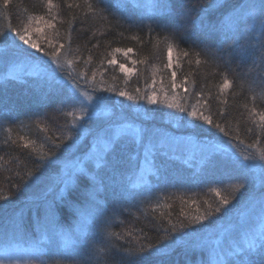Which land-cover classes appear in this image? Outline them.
<instances>
[{
  "label": "trees",
  "instance_id": "obj_1",
  "mask_svg": "<svg viewBox=\"0 0 264 264\" xmlns=\"http://www.w3.org/2000/svg\"><path fill=\"white\" fill-rule=\"evenodd\" d=\"M52 2L50 14L47 0H8L7 4L0 0V34L7 32L9 37L0 40V64L12 56H23L16 47L19 45L31 53L32 60L56 69L48 56L28 49L18 37L13 43L14 33L10 29L28 26L32 38L49 51L48 41L57 47L64 44L60 57L63 67L56 69V73L77 84L78 90L95 98L102 97L117 113L113 119L123 114L128 121L140 123L135 120L138 113L148 120L143 125L155 131L175 126L180 135L217 138L232 142L236 149L255 148L264 153V121L259 116L264 113L262 18L258 15L250 18L238 31H229L227 35L217 32L204 36L190 23L193 18L199 19L197 13L220 22L240 13L241 5L258 0H171V6L164 10L159 6L161 0L143 8L126 0ZM89 5L95 11H89ZM38 16L45 20L54 16L55 28L29 19ZM37 27L42 31L36 32ZM169 44L173 46L172 68L166 67ZM129 48L132 51L125 55ZM185 52L189 55L185 56ZM112 59L116 64L108 63ZM69 60L71 67L67 64ZM120 64L133 71L126 75ZM3 68L0 69V240L5 232L11 236L18 229L22 238L17 241H24L38 223L49 244L44 264H97V261L103 264L101 249L126 253L149 244L164 247L159 254L150 256L147 264H198L199 259L205 261L204 252L186 242L217 227V223L238 211L253 195L252 184L240 188L234 174L223 165L210 168L203 161L196 170L188 168L181 159L178 161L179 158L170 171L161 168L151 173L146 182L132 187L139 159L129 153L123 156L115 173L101 161L99 167L91 165V171L76 180L64 196L52 200L36 197L40 180L56 173L58 162L82 137L81 129L96 132L112 120L103 122L90 114L87 119H77L84 112L79 101L66 102L65 94L71 92L67 83L46 76L18 82L6 78ZM173 71L177 73L175 90ZM225 79L230 81V86L222 88ZM105 89L122 90L130 95H136L137 90L141 94L154 91L160 100L175 97L189 111L193 104L198 110L203 106L204 113L212 115L214 123L225 127L229 135L163 104L129 101L116 95V91ZM175 116H184L179 126L173 119ZM89 141L90 136L85 135L79 144L86 150ZM54 142L60 147H54ZM53 152L55 156L50 154ZM37 164H41L39 170ZM193 170L201 176L207 175V181L195 182ZM217 191L228 197L229 205L191 228L179 227L181 221L187 223L189 218L202 215L209 205L217 206L220 199ZM90 202L98 210L95 214L98 222L88 224L81 236L86 234L91 246L76 252L72 248L68 252L60 251L61 234L68 233L77 220L78 210ZM97 203L100 208L96 207ZM51 235H56L54 246L49 243ZM232 264L236 263L232 261ZM249 264H264V256Z\"/></svg>",
  "mask_w": 264,
  "mask_h": 264
},
{
  "label": "snow or ice",
  "instance_id": "obj_2",
  "mask_svg": "<svg viewBox=\"0 0 264 264\" xmlns=\"http://www.w3.org/2000/svg\"><path fill=\"white\" fill-rule=\"evenodd\" d=\"M87 2V0H85ZM8 3V0H5V4ZM100 3H103V0H100ZM71 7L72 5H68ZM162 10L167 9L171 6V0H161L159 5ZM47 7L49 9V13L51 14V10L54 7L52 0H47ZM249 9L252 11L249 12ZM89 11H95V9L89 5ZM261 17V29L262 35H264V0H258V2H251L248 4L241 5V11L236 16L226 18L225 20H221L220 22H213L211 17H200L199 13H197V17L199 19L193 18L190 23L193 24L194 27H198L200 33L204 36H211L217 32H224L227 35V32L238 31L239 26L241 24H247L250 18H255L256 16ZM30 20L35 19L38 23L43 22V24L49 28H55V25L52 23V20L55 19L53 16L52 19L45 20L43 16L38 17H30ZM11 32L14 33L13 43H15V37H18L19 41L22 42L23 45H26L28 49H34L36 52L43 53L44 56H48L51 63L56 65V69L62 68L60 57L63 53L64 44H60L58 47L52 45V41H48V45L51 46V50L49 51L46 47L42 46V42L38 43L37 40L33 39L31 36V30L28 26H25L22 29H10ZM36 32H41L42 29L37 27L35 29ZM8 33L0 34V40H7ZM19 49V54L24 57H31V53L25 51L23 48H20L19 45H16ZM115 51L119 52L121 49H115ZM132 49L129 48L125 51V55L131 52ZM172 54H173V46L171 44L168 45L167 56H168V64L166 67L172 68ZM185 56H188L189 53L185 52ZM198 55V54H197ZM29 63H31L29 61ZM109 64H116V60L112 59L108 61ZM196 63L199 64L200 60L197 59ZM69 67L72 65V61H67ZM33 69V74H44L48 76L49 79H54L56 75V69L50 67H41L39 64H31ZM120 70L124 72L126 75L131 73L133 70L127 68L124 64L119 65ZM176 76L177 73L175 71L172 72V89L175 90L178 85L176 84ZM154 83V82H153ZM230 86V81L225 79L222 88H227ZM71 92L65 94V100L68 103L75 104L77 101L80 102L81 111L84 112V116L77 117V119L83 120L89 117V114L95 115L99 106L103 103L102 97H96L89 95L87 96L88 103L86 104L83 100H81L80 95L78 94V85L70 84L69 85ZM63 91V90H62ZM105 91H116L114 89H105ZM187 91V89H185ZM116 95L120 97H125L129 101H137L143 100L146 101L148 105H157L163 104L166 108L170 110H174L178 113H184L187 117L192 118L193 120H199L203 123L214 126L220 133L224 135H229L225 127H223L220 123H214L213 116L210 114H205L203 110V106L201 109H197L196 105H191V110L189 111L188 107L180 101L176 100L173 97L171 100L165 98L163 100L158 99L156 93L153 91L152 94H141L139 90H137L136 95H130L126 91H116ZM254 114H255V110ZM72 115V113H69ZM260 120L264 121V113H260ZM177 121V125H180V122L184 120V116H175L173 117ZM136 121L140 123H136L135 121L129 122L128 117L121 114L116 122H108V126L102 130V133L97 134L95 139L96 143L88 154V162L86 163L83 160H76L75 163L71 166V168L66 170V180L64 181L66 186L73 179L79 180L81 177L86 176L91 171V162H97V167L100 166L101 161H103L106 165L111 166L113 172H116V166L122 162V158L124 154L129 150H134L136 152L137 158L141 155L143 157V163L139 166L144 169L145 165H155L156 159L158 156H166L169 152H175L183 145V141L180 142H170L168 144H164L158 139L157 134L148 127L142 126L144 121L143 118L137 113L135 118ZM131 123L133 125H139L138 128L135 129V134H118L117 129L125 124ZM46 131V129H45ZM79 135V133H78ZM53 139V138H49ZM67 139V138H65ZM188 142H192L191 138ZM202 148L203 161L206 163L208 167H215L217 164L223 165L225 168L229 169L235 177V180L239 182V187L243 188L247 184H253L258 186L256 197L261 200H264V164H260L257 166H252L247 163L250 159L249 156H244L243 161L236 159L232 156L228 150L223 147L221 144H211L209 142H199ZM54 147H60L59 144L54 142ZM27 147V145H25ZM52 156H55V153H50ZM91 154V155H90ZM71 157H69L70 159ZM260 160L264 161V153L260 155ZM41 164H37V170H39ZM94 183V179H93ZM217 195L220 196L219 203L217 206L212 207L208 206L206 211L201 215L197 214L194 218H189L187 223L181 221L179 223V227L182 229L191 228L193 224H200L202 221L207 219L209 216L215 213H219L222 211L223 206L229 205L230 201L228 197L223 196L217 191ZM91 196V193H90ZM97 208H100V205L96 204ZM98 222L96 217H92L90 220V225H94ZM172 231H176V225L172 226ZM3 239L0 240V245L4 247H10L12 244L16 243V241L22 238L19 235L18 229H14L12 231L11 236L7 232L3 234ZM62 239L64 243H68L70 245H75L72 247V252H76L79 250H84L89 248L90 241L86 234L83 236H76L75 233L72 234L71 237H65L62 234ZM205 238L203 237H193L191 241L186 243L190 244L193 248H199L202 252L207 253L208 260L206 264H232V260L229 258L230 256L236 255L239 252V249H236L233 252L225 253L224 248H214L212 245L204 243ZM50 241H52L50 239ZM164 247L161 245L160 247H156L152 244L147 246H141L138 249L125 252H104L103 249L100 250L103 253V264H147V260L150 256L157 255L161 252V248ZM264 250V231H261L257 234H253L250 240L247 241V251H252L256 249ZM216 256L217 259L214 261L213 257ZM68 259H72V257H68ZM0 264H37L36 260L31 262L22 261L20 258H12L9 256L0 257ZM97 264H100L97 261Z\"/></svg>",
  "mask_w": 264,
  "mask_h": 264
},
{
  "label": "rangeland",
  "instance_id": "obj_3",
  "mask_svg": "<svg viewBox=\"0 0 264 264\" xmlns=\"http://www.w3.org/2000/svg\"><path fill=\"white\" fill-rule=\"evenodd\" d=\"M127 3L131 4L132 6H137L139 8H143L144 5L154 3L156 0H126ZM122 2V0H121ZM120 2V3H121ZM251 3V2H250ZM251 11V10H250ZM29 61L31 63H29ZM31 64H39L41 67H50L43 62L32 60L30 57H23V56H12L10 60L7 59L5 62H1L0 69L4 66V75L6 78L10 77L15 80L24 81L29 80V78L39 79L46 75L44 74H33V69ZM53 67V66H52ZM57 72V71H56ZM3 75V76H4ZM48 77V76H46ZM1 78V76H0ZM58 82L67 83L68 86L71 84L68 80L63 77H59L58 73H56L55 78ZM53 79V80H54ZM25 82V81H24ZM73 84V83H72ZM70 88V87H69ZM71 90V89H70ZM78 94L80 95L81 100H83L86 104L87 96L90 94L85 91L78 90ZM95 98V97H94ZM115 112L113 111L112 107L108 103H102L95 115L90 114L94 119L101 120L103 122H116L117 118L120 115H117L116 118L113 119V115ZM117 114V113H116ZM115 114V115H116ZM133 122V121H129ZM106 125L105 127H107ZM144 126V125H142ZM167 126V125H166ZM101 128L99 131L92 132L91 129H81L82 137L78 139L74 148L65 155V157L58 162L57 171L54 175H48L45 178L40 180L38 186V193H36V197H43L52 200L53 198H60L64 196L68 189L73 187L75 184L76 179H73L70 183L65 184L66 180V170L71 168V166L75 163L76 160H83L86 163L88 162V154L93 149L96 143V135L102 133V130L105 128ZM139 125H133L131 123L125 124L117 129L118 134H135V129L138 128ZM164 128V130L155 131L152 129L157 135L158 139L164 144H168L170 142H180L183 141V145L177 149L175 152H169L166 156H158L155 162V165H145L143 172L140 164L143 163L142 155L137 158L136 152L134 150H129L124 155H131L133 158H137L138 160V167L133 172L134 181L131 183L132 187L135 185H140L143 182H146L149 175L151 173H157L163 168L164 172L165 169L170 171V166L172 168L175 167L172 164H177V159L179 158L182 160L183 164H186L188 168L190 166L194 169H199L200 165L203 162V155L201 153L203 146H200L201 141L209 142L211 144H221L225 147L228 152L234 156L236 159L243 161L244 156H249L250 159L247 161L249 165L257 166L260 164H264V161L260 160V155L262 154L261 151L255 148H247L243 147V150L236 149V145L232 144L229 141H220L216 139H199L195 137L194 134L192 135H185V134H177V128L174 126L173 128L168 129ZM149 129H151L149 127ZM168 129V130H166ZM85 135L90 136L89 144L85 149L83 144L81 143ZM191 138L192 142H188ZM80 145V146H79ZM81 151H80V150ZM130 153V154H129ZM129 154V155H128ZM91 155V154H90ZM180 156V157H179ZM69 157H71L69 159ZM132 158V159H133ZM101 163V162H99ZM91 165L96 166L97 162H91ZM194 174V181L195 182H206L207 175L201 176V174H197L192 171ZM206 180V181H204ZM258 186L252 184V193L246 203L244 202L238 209L235 211L231 216H227L226 219L217 223V227L210 229L207 233L200 235L199 237L205 238L204 243L212 245L214 248H224L225 253L233 252L236 249L240 251L237 252L236 255L230 256L229 258L236 264H249L254 262L255 259L258 257L264 256V250L256 249L252 251H245L247 249V241L251 239L253 234H257L261 231H264V200L259 199L256 197ZM54 192V195H52ZM53 196V197H52ZM93 199V200H92ZM90 201L94 202V198H90ZM97 200H95L96 202ZM90 202L86 207H81L83 210H78V217L77 220L74 221L73 226L68 231V233L63 234L65 237H71L73 233L76 236H81L86 226L89 224L92 217H95V214L98 213V210L95 209V204ZM84 204V203H83ZM40 225L36 223L32 231H29L28 237L24 241H16V243L12 244L10 247H4L0 245V257L9 256L12 258H20L22 261L31 262L33 260L37 261V264H44L47 262V250L49 249L48 240L46 236L41 233L39 230ZM46 231L48 233H52V229L50 227H46ZM34 233L35 235H33ZM50 239L52 241H50ZM49 243L54 246L57 243L56 235H51L49 237ZM59 244L61 245L60 251L68 252L74 245H70L68 243H64L62 239V234L59 238ZM205 261L202 262V259L198 260V264H206L208 260V255L205 253ZM214 261L217 259L216 256L213 257Z\"/></svg>",
  "mask_w": 264,
  "mask_h": 264
}]
</instances>
